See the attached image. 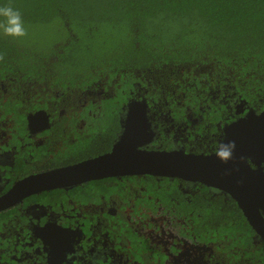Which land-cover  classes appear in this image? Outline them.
Segmentation results:
<instances>
[{
	"label": "trees",
	"instance_id": "obj_1",
	"mask_svg": "<svg viewBox=\"0 0 264 264\" xmlns=\"http://www.w3.org/2000/svg\"><path fill=\"white\" fill-rule=\"evenodd\" d=\"M8 5L21 12L27 32L57 26L62 33L43 48L31 32L14 38L0 30V78L18 100L29 92L26 100L44 101L34 110L46 99L70 100L98 74L109 80L95 114L101 133L118 129L136 82L174 117L216 121L242 100L264 110V0H0ZM114 137L101 147L109 149ZM203 197L193 220L197 239L217 251L224 246L228 264H264V244L253 243L242 212L232 206L222 216L218 198Z\"/></svg>",
	"mask_w": 264,
	"mask_h": 264
},
{
	"label": "flooded vegetation",
	"instance_id": "obj_2",
	"mask_svg": "<svg viewBox=\"0 0 264 264\" xmlns=\"http://www.w3.org/2000/svg\"><path fill=\"white\" fill-rule=\"evenodd\" d=\"M96 76L91 88L76 92L70 100L46 99L47 106L36 110L32 105L44 101L26 100L29 92L18 100L20 94L12 93L13 87L0 78V199L30 176L110 152L122 129L123 108L131 99L148 102L155 131L149 149L196 155L216 153L224 140V127L250 108L242 100L234 106V113L230 109L228 116L216 121L193 113L174 117L163 107L167 103L148 101L146 89L136 82L129 100L121 106L118 129L108 128L115 137L105 149L101 145L110 132L99 131L95 114L109 80ZM241 110L245 111L238 114ZM39 111L49 117L48 128L44 118L29 125L28 117ZM256 162L264 171V159ZM147 176L109 177L41 191L1 210L0 264H228L221 256L224 246L217 251L197 239L193 220L199 197L204 196V201L218 198L224 206L222 216L227 215V207L239 209L236 201L214 189L206 187L205 191L201 184ZM151 177L154 181L148 182ZM205 224L211 229L210 218ZM251 230L253 243L264 244Z\"/></svg>",
	"mask_w": 264,
	"mask_h": 264
},
{
	"label": "water",
	"instance_id": "obj_3",
	"mask_svg": "<svg viewBox=\"0 0 264 264\" xmlns=\"http://www.w3.org/2000/svg\"><path fill=\"white\" fill-rule=\"evenodd\" d=\"M244 105L241 102L240 106ZM123 111L122 129L110 152L26 178L0 199V211L41 191L73 187L109 177L149 175L157 179H181L201 184L228 195L236 201L256 238L264 241V171L256 162L264 159V111L257 113L248 108L243 117L224 127V140L218 151L210 155L149 149L155 139V131L146 99H131ZM41 118L48 128L49 117L43 111L29 116V125ZM222 146L230 152L227 159L218 155Z\"/></svg>",
	"mask_w": 264,
	"mask_h": 264
},
{
	"label": "clouds",
	"instance_id": "obj_4",
	"mask_svg": "<svg viewBox=\"0 0 264 264\" xmlns=\"http://www.w3.org/2000/svg\"><path fill=\"white\" fill-rule=\"evenodd\" d=\"M0 17L3 18V20L0 21V30H2L4 35L14 38H20L27 35L22 14L19 10L14 9L11 5L0 7ZM0 59H3V57H0ZM218 155L227 159L230 152L226 146H222Z\"/></svg>",
	"mask_w": 264,
	"mask_h": 264
},
{
	"label": "rangeland",
	"instance_id": "obj_5",
	"mask_svg": "<svg viewBox=\"0 0 264 264\" xmlns=\"http://www.w3.org/2000/svg\"><path fill=\"white\" fill-rule=\"evenodd\" d=\"M57 29V26H50L48 28H32L30 32L32 36L35 37V39L40 43L41 47L45 48L48 46L47 44L50 43V41L56 42L62 38V33H59Z\"/></svg>",
	"mask_w": 264,
	"mask_h": 264
}]
</instances>
